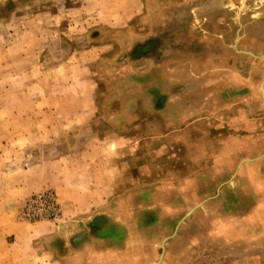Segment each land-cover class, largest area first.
Masks as SVG:
<instances>
[{
    "label": "rangeland",
    "instance_id": "374dc122",
    "mask_svg": "<svg viewBox=\"0 0 264 264\" xmlns=\"http://www.w3.org/2000/svg\"><path fill=\"white\" fill-rule=\"evenodd\" d=\"M0 264H264V0H0Z\"/></svg>",
    "mask_w": 264,
    "mask_h": 264
}]
</instances>
